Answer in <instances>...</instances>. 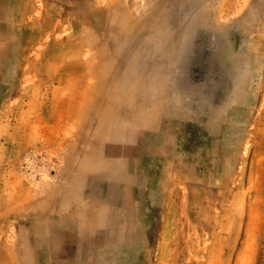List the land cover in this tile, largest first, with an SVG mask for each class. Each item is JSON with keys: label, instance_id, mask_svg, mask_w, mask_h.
I'll use <instances>...</instances> for the list:
<instances>
[{"label": "rangeland", "instance_id": "374dc122", "mask_svg": "<svg viewBox=\"0 0 264 264\" xmlns=\"http://www.w3.org/2000/svg\"><path fill=\"white\" fill-rule=\"evenodd\" d=\"M0 264H264V0H0Z\"/></svg>", "mask_w": 264, "mask_h": 264}]
</instances>
